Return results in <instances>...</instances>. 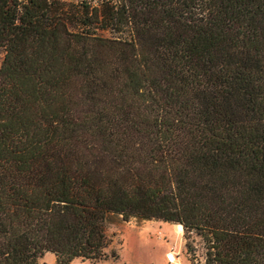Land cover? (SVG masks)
Wrapping results in <instances>:
<instances>
[{
    "label": "trees",
    "instance_id": "obj_1",
    "mask_svg": "<svg viewBox=\"0 0 264 264\" xmlns=\"http://www.w3.org/2000/svg\"><path fill=\"white\" fill-rule=\"evenodd\" d=\"M0 49V264L104 260L112 215L264 264V0H0Z\"/></svg>",
    "mask_w": 264,
    "mask_h": 264
},
{
    "label": "rangeland",
    "instance_id": "obj_2",
    "mask_svg": "<svg viewBox=\"0 0 264 264\" xmlns=\"http://www.w3.org/2000/svg\"><path fill=\"white\" fill-rule=\"evenodd\" d=\"M66 2H87L95 6L99 0H62ZM4 52L0 49V65ZM177 224L159 220H123L120 215H112L106 223V233L110 239L105 249L107 257L101 261L74 260L71 264H190L185 250L183 230L179 232ZM197 254H202L200 240L193 236ZM174 255V261L167 259V254ZM40 264H55L51 253H44Z\"/></svg>",
    "mask_w": 264,
    "mask_h": 264
},
{
    "label": "bare ground",
    "instance_id": "obj_3",
    "mask_svg": "<svg viewBox=\"0 0 264 264\" xmlns=\"http://www.w3.org/2000/svg\"><path fill=\"white\" fill-rule=\"evenodd\" d=\"M176 228H177V230L179 231V232H181L182 231V226L181 225H176ZM167 259H168V261H170V262H173L175 259H174V255L172 254V253H168L167 254Z\"/></svg>",
    "mask_w": 264,
    "mask_h": 264
}]
</instances>
